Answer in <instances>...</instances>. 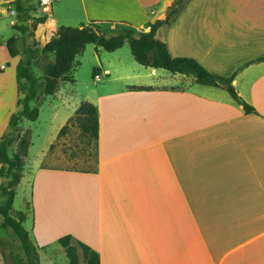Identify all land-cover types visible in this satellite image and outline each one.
Returning a JSON list of instances; mask_svg holds the SVG:
<instances>
[{
	"label": "crops",
	"instance_id": "obj_1",
	"mask_svg": "<svg viewBox=\"0 0 264 264\" xmlns=\"http://www.w3.org/2000/svg\"><path fill=\"white\" fill-rule=\"evenodd\" d=\"M174 2L53 0L50 14H35L46 22L34 39L45 46L63 25L94 23L110 33H149ZM156 37L174 57L195 59L220 76L236 74L238 95L259 115L194 78L143 66L151 73L123 75L124 49L105 62L100 48L103 71L126 83L94 104L95 170L38 165L32 241L46 249L72 235L101 264H264V0H190ZM134 78L147 81L129 84ZM17 110L14 92L0 96V141Z\"/></svg>",
	"mask_w": 264,
	"mask_h": 264
},
{
	"label": "trees",
	"instance_id": "obj_2",
	"mask_svg": "<svg viewBox=\"0 0 264 264\" xmlns=\"http://www.w3.org/2000/svg\"><path fill=\"white\" fill-rule=\"evenodd\" d=\"M190 0H175L168 9L167 17L163 21L155 23L149 33H138L130 28H121L115 33H110L97 24L84 25L79 28L61 27L54 37L43 47L42 56L54 55V61H48L43 66L44 75L36 77L32 71V58L21 59L18 64V90L23 95L18 101V110L9 121V131L3 135L0 141V177L3 182L0 186V197L3 203L0 205V215L3 217V227L11 228L20 239L22 249L27 262L24 263L17 256L15 264H39L40 256L37 247L31 240L30 233L25 229L24 223L28 220L25 212L14 211L16 189L21 184L25 173V158L28 155L30 141L17 134L19 126L24 121L36 122L40 115V109L33 105L40 96V83H44L43 94L55 96L59 92L61 82L75 83L73 71L78 57L82 56L87 47L95 45L97 51L103 49L108 53H114L129 45L134 60L145 68L161 69L173 75H182L194 78L196 83L203 86L225 89L230 96L243 107L247 115H259L257 110L245 102L233 86L236 74L224 77L208 71L195 59L174 57L167 44L156 37L157 30L169 25L181 14ZM18 25L14 28L15 35L7 42V49L11 57L21 55L19 43L36 31L39 24L46 22L43 17H35L37 7L31 1L17 3ZM264 60V59H261ZM100 69L94 72L97 78ZM130 90L151 91L150 87H129ZM71 126L80 130L83 138L95 143L98 149L99 141V111L96 105L83 102L75 116L67 126L59 133L65 135ZM19 143L18 151L13 153L15 143ZM97 154V151H96ZM14 213V215H13ZM58 244L64 249L70 264H80L79 249L84 256V264H101L99 254L89 246L77 240L72 235H66L58 240Z\"/></svg>",
	"mask_w": 264,
	"mask_h": 264
},
{
	"label": "rangeland",
	"instance_id": "obj_3",
	"mask_svg": "<svg viewBox=\"0 0 264 264\" xmlns=\"http://www.w3.org/2000/svg\"><path fill=\"white\" fill-rule=\"evenodd\" d=\"M42 15L40 13V16ZM12 20V17L0 16V64L8 65L6 71L0 73V96H9L14 92L17 96V101H19L23 97L18 90L19 80L17 77L18 64L21 59L32 58L31 71L36 77H41L44 75V64L49 60L54 61L55 57L54 55L47 57L41 55L44 46L41 42L34 39L35 31L25 40L20 41L21 55L16 58L11 57L7 49V42L15 35H18L14 26L19 24L16 19V24L12 26ZM62 27L71 26L63 25ZM122 49H124V54H120V60L123 64L119 69L121 74L135 76L138 75V71L151 73L150 70L142 68L141 65L134 61L128 44ZM110 55L106 51L103 52V56L106 58L105 62L109 60ZM104 66H102L98 57L96 46L90 45L87 47L86 52L77 59V64L73 71L75 83L61 82L56 96L43 94L44 83H40V96L37 101L33 102V105L40 109L39 118L36 122L24 121L17 131L18 135L26 137L30 141V148L25 158V177L16 189L14 211L26 212L28 216H31L33 210L32 180L39 164H42L43 167L48 166L57 170L84 172L95 170L97 161L95 143L83 138L76 126H71L63 136H59V133L67 126L69 120L75 116L83 102L96 104L97 98L105 92L123 88V84L126 82L114 80L117 77L114 70L112 76L108 77L107 72H110V69L103 71ZM98 69L101 70L99 73L100 77L95 78L94 72ZM146 81L145 78L139 80L134 78L128 82L129 84L137 85ZM8 131H5L4 135ZM18 147L19 143L17 142L14 144L12 152H17ZM60 190H62V186L59 192H61ZM2 203L3 199L0 197V205ZM60 212L57 214H60ZM228 216L231 217L230 220H238V218H234V215ZM201 220L213 219H210L208 215H201ZM3 222L4 219L0 215V254L3 264H15L17 256L22 262L26 263L27 258L22 249L20 239L11 228H4ZM32 226V218L24 223V227L29 233ZM261 245H264V243ZM260 248L264 250V246H260ZM38 252L40 256L39 264H70L65 251L58 242L46 249H38ZM79 255L80 264H84V256L81 249H79Z\"/></svg>",
	"mask_w": 264,
	"mask_h": 264
},
{
	"label": "built area",
	"instance_id": "obj_4",
	"mask_svg": "<svg viewBox=\"0 0 264 264\" xmlns=\"http://www.w3.org/2000/svg\"><path fill=\"white\" fill-rule=\"evenodd\" d=\"M26 1H31L37 7V14L42 13L43 15H48L51 13L53 0H0V16L12 17L11 25L13 26L18 20L17 3ZM7 68V64H0V73L6 71Z\"/></svg>",
	"mask_w": 264,
	"mask_h": 264
},
{
	"label": "water",
	"instance_id": "obj_5",
	"mask_svg": "<svg viewBox=\"0 0 264 264\" xmlns=\"http://www.w3.org/2000/svg\"><path fill=\"white\" fill-rule=\"evenodd\" d=\"M107 75L109 76V75H110V73H109V72H107Z\"/></svg>",
	"mask_w": 264,
	"mask_h": 264
}]
</instances>
